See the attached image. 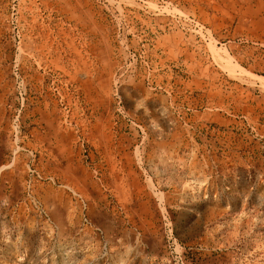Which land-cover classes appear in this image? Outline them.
Listing matches in <instances>:
<instances>
[{
    "label": "rangeland",
    "instance_id": "1",
    "mask_svg": "<svg viewBox=\"0 0 264 264\" xmlns=\"http://www.w3.org/2000/svg\"><path fill=\"white\" fill-rule=\"evenodd\" d=\"M0 264H264V0H0Z\"/></svg>",
    "mask_w": 264,
    "mask_h": 264
}]
</instances>
